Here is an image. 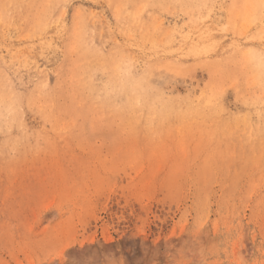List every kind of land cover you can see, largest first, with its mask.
<instances>
[{
	"label": "rangeland",
	"instance_id": "obj_1",
	"mask_svg": "<svg viewBox=\"0 0 264 264\" xmlns=\"http://www.w3.org/2000/svg\"><path fill=\"white\" fill-rule=\"evenodd\" d=\"M0 111V264H264V0H0Z\"/></svg>",
	"mask_w": 264,
	"mask_h": 264
},
{
	"label": "bare ground",
	"instance_id": "obj_2",
	"mask_svg": "<svg viewBox=\"0 0 264 264\" xmlns=\"http://www.w3.org/2000/svg\"><path fill=\"white\" fill-rule=\"evenodd\" d=\"M249 11H250V10H249ZM90 30H91V29H90ZM90 43H91V41H90ZM79 47H80V46H79ZM95 67H96V66H95ZM88 78H89V77H88ZM149 86H150V85H149ZM1 98H2V97H1ZM8 99H9V98H8ZM9 100H10V99H9ZM11 102H12V101H11ZM11 102L9 101V104H10ZM6 109H7V108H6ZM4 110H5V109H4ZM8 110L10 111L9 107H8L7 111H8ZM9 111H8V112H9ZM0 112H1V111H0ZM3 114H4V113H3ZM3 114L1 113L0 116H2ZM7 114H8V113H6V115H7ZM4 116H5V115H4ZM4 116H3V117H4ZM19 116H20V115H19ZM6 117H7V116H6ZM4 119H5V118H4ZM0 120H1V119H0ZM5 121H6V120H5ZM3 122H4V120H3Z\"/></svg>",
	"mask_w": 264,
	"mask_h": 264
}]
</instances>
